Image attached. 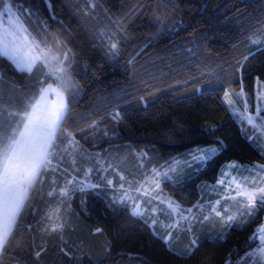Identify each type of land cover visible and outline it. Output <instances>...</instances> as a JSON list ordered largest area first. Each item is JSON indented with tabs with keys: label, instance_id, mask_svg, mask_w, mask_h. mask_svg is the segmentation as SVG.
I'll return each instance as SVG.
<instances>
[{
	"label": "trees",
	"instance_id": "obj_1",
	"mask_svg": "<svg viewBox=\"0 0 264 264\" xmlns=\"http://www.w3.org/2000/svg\"><path fill=\"white\" fill-rule=\"evenodd\" d=\"M11 5L37 40L47 29L64 41L63 54L71 49L69 73L79 95L74 123L65 128L78 145L61 144L60 151L68 149L62 167L71 169L75 159L86 168V158L99 154L127 172L144 152L148 168L220 140L224 150L207 171L179 186L162 185L165 194L191 207L203 200L198 186L215 184L222 166L264 164L223 100L225 91L243 90L253 104L256 79L264 83V50L256 52L258 45L251 43L264 42V0H11ZM109 40L117 43L116 58L108 53ZM52 81L41 70L19 72L0 59V133H10L19 123L10 113L22 112ZM115 112L119 121L112 119ZM52 180L49 175L31 193L34 208L24 209L0 264H246L245 256L258 246L252 237L264 210L242 227L219 228L222 236L213 228L195 233L199 246L181 257L177 253L189 235L173 252L130 207L110 206L111 191L76 193L61 203L64 180ZM58 223L64 227L51 231Z\"/></svg>",
	"mask_w": 264,
	"mask_h": 264
},
{
	"label": "snow or ice",
	"instance_id": "obj_2",
	"mask_svg": "<svg viewBox=\"0 0 264 264\" xmlns=\"http://www.w3.org/2000/svg\"><path fill=\"white\" fill-rule=\"evenodd\" d=\"M20 11L23 15H32L30 10ZM5 22L11 27L5 35H0V59L9 62L19 72L33 73L34 70H41L45 79L54 78L59 87L54 89L51 84L46 88L41 87L22 112L10 113L12 117L19 118L17 126L10 133H0V255L5 251L9 237L24 209L34 208V205L30 204L31 193L38 183L43 185L49 175L53 176V184L58 179L64 180L58 192L61 203L70 200L76 193L86 197L90 191L99 190L98 195H106L111 191L110 206H122L125 209L130 207L131 214L138 217L144 225L151 227L173 252H176L174 244L179 234L182 232L190 235L189 243L177 253L181 257L190 256L199 246L200 240L194 234L197 224L203 226L211 223L231 229L238 217L247 216L251 219L264 210V164L247 168L230 162L222 166L215 184L198 186L202 192L209 187L211 191H216L218 187L224 186L227 195L220 196L215 201L209 200L207 203L198 201L192 208L182 209L174 200L162 196L163 184L179 186L193 175L207 171L208 165L214 163L224 150L223 142L220 140L214 142L217 147H198L189 151L184 155L182 164L174 159L163 165L145 169L144 160L148 154L142 153L140 167L145 169L142 180H126L123 174L117 173L120 182L114 183L113 179L108 178L107 173L109 169L116 171L115 168L112 164L105 168L99 161V154L86 158L95 159L99 167L81 168L77 166L75 159L72 160L71 170L62 167L63 153L68 149L66 147L63 152L60 151L61 144L67 140L69 146L78 145L74 134L65 128L66 124L74 123L72 107L79 95L77 85L69 77L71 49L64 52L63 58L54 55L53 47L47 46L48 41L51 40L56 48H66L64 41L56 35L48 34L47 29L42 40L31 36V33L20 24V17L13 11L11 0H7L0 11V27ZM251 43L258 45L256 52L264 50V42ZM106 47L111 58L119 56L117 43L109 40ZM256 52H250L249 56L255 55ZM249 56H245L244 60L247 61ZM50 94L57 98L53 104L47 102V96ZM235 96L236 100L233 99V94L225 91L223 100L231 109V114L239 119L245 139L254 143L261 158L264 159V144L259 143L260 134L264 133V95L258 97L259 102L255 106L254 115L249 113V104L243 99V90ZM241 102L243 111L238 112L235 106ZM112 119L119 121L120 113H113ZM96 127L97 125L90 126L91 130H95ZM213 129L214 126L209 128V136L213 134ZM250 132L252 135H249ZM253 170L256 173L255 177L250 179L249 176L243 175V172L251 175ZM230 171H237L238 176L230 177ZM94 173L97 174L99 182L89 183V177ZM54 192L55 189L49 192L48 196H53ZM222 201L225 205L235 202L236 211L231 213L229 206H222ZM157 202L159 205H166L169 210L165 215L171 222L163 226V231H159L157 226L161 223L158 213L164 212V209H161ZM205 210L207 214H204ZM50 218L51 214L45 217ZM63 227V223L54 224L51 231L56 232ZM96 231L99 232L100 229ZM257 237L260 238L258 250L247 254L245 259L254 258L258 264H264V226L254 233L252 240L255 241ZM39 255L40 252H37L36 256Z\"/></svg>",
	"mask_w": 264,
	"mask_h": 264
},
{
	"label": "rangeland",
	"instance_id": "obj_3",
	"mask_svg": "<svg viewBox=\"0 0 264 264\" xmlns=\"http://www.w3.org/2000/svg\"><path fill=\"white\" fill-rule=\"evenodd\" d=\"M6 2H7V1H6ZM6 2H4V3L2 4V6L0 7V11H2V9H3V7H4V4H5ZM11 6H12V5H11ZM13 11H14V12L20 17V24H21L24 28H26L24 22L22 21L21 16L17 13V11H16L14 8H13ZM6 17H7V14H5V21H6ZM10 27H11V26H10V25H7V23L5 22V24H4L2 27H0V35H5L6 32H7V30H8V28H10ZM26 29H27V28H26ZM28 32H29V31H28ZM31 36H33V35L31 34ZM42 46H44V45H42ZM47 46H48V47H53V54H54V55H58V56H60L61 58H63V52H61V48H56V47H54V45H47ZM69 77H70L71 81H72L73 83H75V81H74L73 77L70 75V73H69ZM52 80H53L52 83L45 84V85H43L42 87L46 88L49 84H51L52 87H53L54 89H55V88H58V87H59V83H58L54 78H52ZM75 85H77V84L75 83ZM77 87H78V85H77ZM227 92L233 94V99L236 100L237 97L235 96V94H236V93H240L241 91H239V92H233V91L228 90ZM254 92H255V93H254L255 101L253 102V104H251L250 101L248 102V104H249V113H250V114H253V115L255 114V106H256V104L259 102V101H258V97H260L261 95H264V83H263V81H261V80H259V79H256V81H255ZM56 99H57V98H56V96H55L54 94H50V95L47 96V102H48L49 104H53V103H55V102H56ZM243 99H246V100L248 101L247 96L245 95L244 91H243ZM235 107H236V109H237L238 112H239V111H243V104H242V102H241V103H237ZM230 110H231V109H230ZM234 117H235V116H234ZM235 118L239 121V119H238L237 117H235ZM245 124H246V121H245ZM259 143L264 144V133H261V134H260V141H259ZM213 147H217V146H213ZM76 149H77V148H76ZM76 149L73 148V155L75 154ZM140 156H141V155H140ZM147 159H148V156H147ZM147 159L144 160L145 169H146ZM174 159L180 161L181 164L183 163V157H173L172 160H174ZM172 160H171V161H172ZM99 161H100V163H102V164L104 165L105 168H107L108 164H107V162H106L105 160L99 158ZM89 162H90V163H89ZM89 162H88V161L85 162V164H86V168H88V167H94V168H95V167H99V164H97V162H96L95 159L90 160ZM111 164L113 165L112 162H111ZM140 164H141V158H140L138 161H136V162L133 164V166H131V167L128 169L127 172L124 171V170L121 171V170H119L116 166L113 165V167L115 168L116 171H112V169H109V171H108V173H107V176H108V178L113 179L114 183H116V184H118V183L120 182V180H119V175H117V173L123 174V175L125 176L126 180H134V179L142 180V179H143V173H144L145 169H142V168L140 167ZM237 164H238V163H237ZM256 165H262V164H258V163H256ZM67 168H68V167H67ZM82 168H83V167H82ZM148 168H151V167L148 166ZM247 168H251V166H248ZM68 169H69V168H68ZM69 170H71V169H69ZM229 175H230V177H231V176H238V172H237V171H230V172H229ZM243 175H244V176H249V178L251 179V178L255 177L256 173H255V171L253 170V171L251 172V175H249L248 172H243ZM97 182H98L97 174L94 173L91 177H89V183H97ZM126 187H127V184H126ZM207 192H208V196H209V197H208L207 199H205V200L200 201L201 203H207L209 200L215 201L216 199L220 198V196L227 195V192L225 191V187H224V186L218 187V188L216 189V191H211V188H209V189H207ZM133 195H136V193H133ZM162 196L174 200L173 198H171V197H169L167 194H165L163 191H162ZM174 201H175V200H174ZM175 202H176V201H175ZM176 203H177V202H176ZM178 204H179V203H178ZM157 205H158L161 209H164V212H162V213H158V216H159V219H160L161 223H160V225L157 226L158 229H159V231H163V230H164V227H163V226L166 225L167 223H170V222H171L169 219L166 218V215H165L166 212L169 211V210L167 209V206H166V205H159L158 202H157ZM179 205H180V204H179ZM180 206H181L182 209L192 208V206H191V207H186V206H182V205H180ZM222 206H229V207H230V212H231V213H234V212L236 211V204H235V202H230L228 205H225L224 202L222 201ZM195 211H196V210L194 209V212H195ZM204 214H207V211H206V210H205V213H204ZM243 218H244V217H243ZM196 226H199V229H200V230H202V229L205 230V229H207V228H213V224H211V223H206V224H204L203 226H201L200 224H197ZM261 226H264V221H263V223L257 228V230L260 229ZM257 230H256V232H257ZM182 234H184V233L181 232V233L179 234V236L182 235ZM175 236H176V233H174V237H175ZM257 239H258V246H257L256 248H254L253 250H251L249 253H252V252L258 250V248H259V246H260V238L257 237ZM249 253H248V254H249ZM246 256H247V255H246ZM246 256H245V257H246ZM244 262H246V264H258V262H256V261L254 260V258H247V259H245Z\"/></svg>",
	"mask_w": 264,
	"mask_h": 264
},
{
	"label": "crops",
	"instance_id": "obj_4",
	"mask_svg": "<svg viewBox=\"0 0 264 264\" xmlns=\"http://www.w3.org/2000/svg\"><path fill=\"white\" fill-rule=\"evenodd\" d=\"M209 186H211V185H209ZM209 188H210V187H209ZM208 197H209V196H208V192H207V189H206V190H204V191L202 192V198H203V200H205V199H207ZM249 220H250V218L247 217V216H245L244 218H240V217H238L237 220H236V222H235V226H234V227H242V226L245 225ZM219 228H221V227H219L218 225H213V233H218V234H219V232L217 231ZM222 229H223V228H222ZM203 230H204V229L200 230V229H199V226H195L194 234L196 233V234L198 235V234H200V232H202ZM189 236H190V235H189ZM219 236H222V235L219 234ZM186 237H188V235L182 234V235L179 236L178 239H175L174 247H175L176 249H181V247H182V245H183V243H184V239H185ZM190 237H191V236H190ZM198 238H200V236H198Z\"/></svg>",
	"mask_w": 264,
	"mask_h": 264
}]
</instances>
